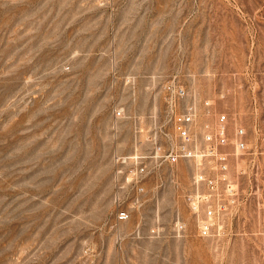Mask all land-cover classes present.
<instances>
[{
  "label": "rangeland",
  "instance_id": "rangeland-1",
  "mask_svg": "<svg viewBox=\"0 0 264 264\" xmlns=\"http://www.w3.org/2000/svg\"><path fill=\"white\" fill-rule=\"evenodd\" d=\"M179 87L196 145L245 131L211 220L214 165L163 156ZM0 264H264V0H0Z\"/></svg>",
  "mask_w": 264,
  "mask_h": 264
},
{
  "label": "built area",
  "instance_id": "built-area-1",
  "mask_svg": "<svg viewBox=\"0 0 264 264\" xmlns=\"http://www.w3.org/2000/svg\"><path fill=\"white\" fill-rule=\"evenodd\" d=\"M176 94L170 96L168 100L169 112L167 114V120L172 124V131L169 132V147H167V153L163 154L169 162H175L179 158L183 157H196L198 155L201 158L208 160L214 165L216 174L207 175L201 174L195 177L194 182L197 185L195 192L187 194V201L193 205L196 211L202 209L208 219L217 217L220 214L223 206L218 202L221 191H219V185L227 184L228 177V161L229 153L226 151V146L229 144H235L238 150H246L247 144L243 140L242 135L244 129L242 127L237 128L235 131V143L231 142V138L227 132V116L225 113H219L216 119V123L213 127L206 125V129H202L200 138L202 139V146L196 145L198 138V131L194 130L196 126L197 109L193 103L186 101L182 108L179 110L177 106L180 104L179 99L185 97L186 90L182 87L176 89ZM119 114V112H118ZM205 128V127H204ZM162 144L159 142L155 148L156 154L161 150ZM205 184L208 188L205 192L201 191V185ZM216 198V204L211 202V199ZM128 217V212L124 209L118 213V219L123 220ZM210 222H206L202 225L201 229L205 234L208 228L211 226Z\"/></svg>",
  "mask_w": 264,
  "mask_h": 264
}]
</instances>
